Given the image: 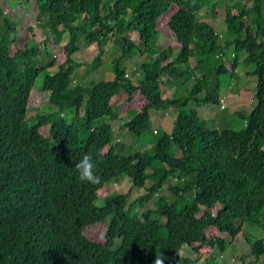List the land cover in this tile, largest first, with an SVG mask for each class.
Instances as JSON below:
<instances>
[{"label":"trees","instance_id":"1","mask_svg":"<svg viewBox=\"0 0 264 264\" xmlns=\"http://www.w3.org/2000/svg\"><path fill=\"white\" fill-rule=\"evenodd\" d=\"M34 2L45 38L35 40L30 26L22 47L4 10L22 1L0 5V264H154L159 254L164 264H196L204 255L208 264L245 224L264 229V0ZM217 7L222 38L199 17ZM161 35L173 37L177 52L170 45L145 55L133 79L126 62L153 52ZM108 41L120 51L109 65L112 78L75 82L79 68L101 67ZM93 45L97 57L80 63L76 54ZM240 62L255 78V107L247 117L235 112L244 122L239 130L206 128L200 107L220 106V76L229 74V86ZM168 85L175 90L164 98ZM40 104L42 111L29 112ZM170 109L171 130L151 151H116L117 127L140 142L150 112ZM121 113L129 121L120 125ZM85 154L95 183L75 168ZM122 177L145 193L129 201L111 191ZM172 177L180 182L171 186ZM165 182L175 199L158 194ZM105 220V243L90 241L85 229ZM245 239V264H259L263 238ZM183 247L195 257L182 256Z\"/></svg>","mask_w":264,"mask_h":264},{"label":"rangeland","instance_id":"2","mask_svg":"<svg viewBox=\"0 0 264 264\" xmlns=\"http://www.w3.org/2000/svg\"><path fill=\"white\" fill-rule=\"evenodd\" d=\"M19 7H14L13 5H8L5 8V16L9 18V20L13 23L18 24L15 28V35L18 47H22L25 39L27 40V29L30 26H35L34 28V39L37 41H42L45 36L43 32L38 28L35 19L37 14V7L35 5L34 0H21ZM25 3V4H24ZM0 5H3V0H0ZM5 5V3H4ZM250 5L248 1L247 6ZM20 12L21 16L18 15ZM224 10L221 7H217L214 12L208 11V9H203L199 17L211 24L215 31L218 32L219 35L224 37ZM1 21V20H0ZM58 33V31H55ZM52 33V32H50ZM49 36L55 37V34H49ZM12 37V36H11ZM131 39L135 38V33H131L129 35ZM221 37V38H222ZM172 46L174 49V53L177 52V46L174 42L172 36H163L161 35L158 39L157 45L154 47L153 52H144V56L142 58H138L137 56L131 57V61H127V73L132 76V78L137 79L140 75V71L138 69L140 63H142L146 56L150 54L154 56L158 49H164L167 46ZM54 52H58V46H53ZM105 53L99 59V63H101V67H97L96 69L87 70L86 66L79 68L78 74L75 76L74 81L83 83L84 85H88L90 82H97L101 80H110L112 75L109 70V65L113 59L120 54V51L115 48L111 41H108L104 46ZM45 52H42V56ZM99 54V48L97 45H93L89 48H84L80 50L76 54V58L80 63L84 65L91 64L94 59ZM227 54V53H226ZM146 55V56H145ZM229 55L231 53L229 52ZM150 56V57H151ZM241 55H239L240 57ZM242 58L240 57V60ZM190 64L193 66L195 64L194 59H190ZM250 68L245 66L240 62L239 66L235 70L236 76L231 79L230 85L228 86V73L220 76V83L222 84L221 90L219 94L224 93L222 96L221 104L225 106L224 109L220 106H212L205 105L200 107L199 116L202 120L205 121L206 128H232V129H241L243 128L244 122L235 116V112H239L244 117H247L253 108L255 107V78L249 75ZM186 85L188 87L194 86V79L192 77L186 78ZM224 85H227L225 87ZM174 86H161V91L166 92L162 96L164 98H168L171 96L172 92H174ZM185 90L187 88H183L181 91L186 93ZM203 94H199L197 97L201 98ZM119 97V96H116ZM123 97V96H122ZM120 100L112 99V103L119 104ZM194 101H190L189 107H194ZM40 108V109H38ZM45 108L44 104H40V106L34 107L29 110V112H40ZM38 109V110H37ZM198 109V108H197ZM172 109L166 111H151L150 112V130L146 132L143 139L140 142L137 141V138L131 134H129L125 129H119L117 127V132L114 131L113 139L116 143V151L121 155H130L135 150H148L151 151L156 143L157 138L163 134V132H169L172 123ZM120 122L119 124H123L124 122L129 121V116L120 114ZM115 126V125H114ZM169 184L177 185L180 181L176 179V177H172L169 179ZM131 180L127 177H122L118 182L109 184V188L111 191H116L121 194H129V201L134 200L138 196L143 195L145 192L143 189H134L131 187ZM159 195L165 197L166 200L175 199V195L169 190V186L166 182L163 184L162 188L158 191ZM157 198L156 195L153 197V201ZM102 203L101 201H99ZM151 207L150 204L145 205V207ZM107 228V220L104 222L92 224L87 227L84 231V235L93 242L104 243L105 242V230ZM245 237L253 243L258 238H263L264 240V229L256 226H252L250 224H245L243 227V232H241L235 239L226 244V249L221 254H216L215 258L211 260L209 259L208 264H245L248 262V252H249V243L245 239ZM121 242L120 239L115 241V245L112 248L113 250L119 246ZM181 255L184 257H190L191 259L195 257L194 253L191 249L187 247H183L181 249ZM214 257V256H213ZM209 256L204 255L196 264H203V261L207 260ZM182 264V263H181ZM264 264V255L260 258V263Z\"/></svg>","mask_w":264,"mask_h":264},{"label":"clouds","instance_id":"3","mask_svg":"<svg viewBox=\"0 0 264 264\" xmlns=\"http://www.w3.org/2000/svg\"><path fill=\"white\" fill-rule=\"evenodd\" d=\"M219 36L220 38L222 37L221 35ZM230 56L233 57V54H231ZM222 105L223 104H221V108H222ZM224 108L225 106L222 109ZM75 168L78 170L79 177L82 180H88L93 183L97 181L98 177H96L93 172V161L89 155L85 154L82 157V159H80L79 162L75 164ZM104 238H105V235H104ZM104 243H101V244H104ZM164 260H165V257L162 254H159L155 257L154 264H164Z\"/></svg>","mask_w":264,"mask_h":264},{"label":"built area","instance_id":"4","mask_svg":"<svg viewBox=\"0 0 264 264\" xmlns=\"http://www.w3.org/2000/svg\"><path fill=\"white\" fill-rule=\"evenodd\" d=\"M224 106L222 105V108H223Z\"/></svg>","mask_w":264,"mask_h":264}]
</instances>
